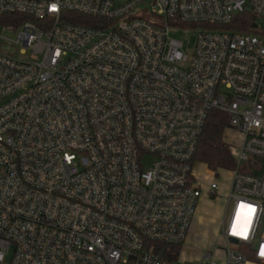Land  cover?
<instances>
[{
  "label": "built area",
  "instance_id": "2783aa9c",
  "mask_svg": "<svg viewBox=\"0 0 264 264\" xmlns=\"http://www.w3.org/2000/svg\"><path fill=\"white\" fill-rule=\"evenodd\" d=\"M263 21L264 0H0V264H218L181 252L219 172L223 264H264ZM214 111L242 141L208 180Z\"/></svg>",
  "mask_w": 264,
  "mask_h": 264
},
{
  "label": "rangeland",
  "instance_id": "374dc122",
  "mask_svg": "<svg viewBox=\"0 0 264 264\" xmlns=\"http://www.w3.org/2000/svg\"><path fill=\"white\" fill-rule=\"evenodd\" d=\"M115 1L124 4L127 0ZM171 34L184 42V49L189 55L194 48L197 33L195 31L180 30L173 31ZM224 138L230 144L232 152H235L241 144L242 134L237 129L230 128L225 131ZM194 169L199 178L208 177V180L213 179L212 170L205 164L198 162L195 164ZM229 178L230 174L228 172H219L215 179L220 185L216 195L209 196L204 191L202 192L188 237L183 244L181 257L184 259L193 263H202L205 261L204 255L216 247V261L218 264H223L224 257L220 247L225 246L222 240H218V236L221 232L223 219L226 217L225 214L227 210L231 209L232 205L228 203ZM8 261L9 259L5 264H8Z\"/></svg>",
  "mask_w": 264,
  "mask_h": 264
},
{
  "label": "trees",
  "instance_id": "16d2710c",
  "mask_svg": "<svg viewBox=\"0 0 264 264\" xmlns=\"http://www.w3.org/2000/svg\"><path fill=\"white\" fill-rule=\"evenodd\" d=\"M73 16L76 18L74 21L86 23L83 15L74 13ZM233 24L234 28L249 30L256 25V20L251 13L245 12L243 15L237 17ZM227 127L228 120L226 115L219 111L212 112L200 137L196 151L195 160L205 164L216 173L222 169H232L235 167V159L231 146L224 138ZM161 247L175 249L178 253L181 250L180 245H161Z\"/></svg>",
  "mask_w": 264,
  "mask_h": 264
},
{
  "label": "water",
  "instance_id": "95a60500",
  "mask_svg": "<svg viewBox=\"0 0 264 264\" xmlns=\"http://www.w3.org/2000/svg\"><path fill=\"white\" fill-rule=\"evenodd\" d=\"M260 173H261V171L257 172V174H260Z\"/></svg>",
  "mask_w": 264,
  "mask_h": 264
}]
</instances>
